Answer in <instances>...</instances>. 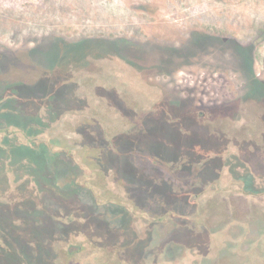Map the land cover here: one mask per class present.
Segmentation results:
<instances>
[{"label": "rangeland", "instance_id": "obj_1", "mask_svg": "<svg viewBox=\"0 0 264 264\" xmlns=\"http://www.w3.org/2000/svg\"><path fill=\"white\" fill-rule=\"evenodd\" d=\"M143 1L0 0V199L24 205L26 214L32 210L30 226L34 219L44 220L45 211L56 209L52 239L59 249L72 241L70 264H83L84 252L78 248L82 240L89 231L104 235L106 221L119 218L113 210L129 194L137 204L176 205L167 218L176 224L187 221L191 231L199 232V220L216 223L218 230L229 222L234 239L246 220L261 232L264 228V194H229V210L217 194L227 187L229 193L244 191L248 175L241 156L264 161V48L254 53L251 69L260 84H251L236 60L229 61L233 68L229 65L226 73L232 83L181 82L180 74L171 78L146 66L130 67L128 60L136 65V58L146 59L132 49L150 41L148 16L139 7L165 4ZM175 2L170 1V13L194 11L192 0ZM202 7L243 18L264 17V0H218ZM257 26L264 27V20ZM51 33L75 43L65 47ZM92 40L121 46L105 44L98 51L91 43L76 44ZM17 59L25 64L11 66ZM247 95L249 116L230 113ZM214 122L229 125V135L211 136L203 125ZM225 158L229 171L231 165L236 171L235 180L230 174L227 178ZM167 172L179 181L170 180L169 187L150 185ZM188 177L199 179L201 189L187 184ZM181 183L193 189L176 194ZM253 187L264 191V180L256 179ZM34 210H41L42 219ZM182 230L178 224L169 227L175 245L189 240ZM223 232L218 234V253L226 247L219 244ZM261 240L249 244V253L258 259L254 264H264V234ZM57 262L66 264L64 258Z\"/></svg>", "mask_w": 264, "mask_h": 264}, {"label": "flooded vegetation", "instance_id": "obj_2", "mask_svg": "<svg viewBox=\"0 0 264 264\" xmlns=\"http://www.w3.org/2000/svg\"><path fill=\"white\" fill-rule=\"evenodd\" d=\"M170 1L173 2L174 0H165V4L168 5L160 2H148L149 10L147 6L139 7L141 13L148 16L147 28L150 41H146L141 45L138 44V47L132 49L135 50L134 52L142 51L140 55L142 58L145 57V60L132 59L136 62L135 65L131 60L125 58L128 60L130 67L146 66L153 69L154 73L167 74L166 76L171 78H175L177 74H180L181 82L232 83L226 73L229 70V65L233 68L232 62L230 64L229 61L236 60L241 72L247 74L246 77L249 82L260 84L251 69L255 62L254 53L262 51V48H264V27H256L260 20H264V17L258 15L257 19L253 17L251 19L249 17L243 18L227 11L202 7L203 2L218 0H192L194 11L190 13L173 11V13H170L167 11L169 4H171ZM185 2L186 0H176L175 3L185 4ZM175 9L180 10L181 6L176 5ZM51 34L61 41L65 47L75 43L67 42L55 33ZM88 43H91L93 49L96 48L98 51L105 44L113 47L117 46L116 48L121 46L118 42L110 44L102 40L76 42L77 45ZM139 47L141 49H138ZM7 51L9 52V50ZM159 54L166 57L168 55L170 59H159ZM162 55L160 56L162 57ZM122 61L125 62L123 59ZM78 62H83V59ZM21 64L24 65L25 63L18 59L11 60V66ZM160 68L161 70H158ZM244 100L248 101L251 98L249 95L242 98V104L235 103V108L230 113L249 116V109L246 108ZM203 115L204 113L200 112V116ZM244 122L246 121L244 120ZM204 126L210 129L208 132L213 137H218L221 134L229 135V125L214 122ZM234 132H236L235 128ZM215 143L218 144V141L216 140ZM241 157L242 159L239 157L234 158L242 160V169L248 175V178L243 179L244 191H238L237 194L231 190V193H229V187L217 191V194L223 196L226 200L227 208L229 207V194L231 196L243 194L259 196L264 194V191L255 190L253 187L256 179L264 180V161L260 160L259 156ZM223 161L222 164L227 170L228 177H226L229 179L230 174L231 178L235 180L233 174L236 171H233L235 169L232 165L229 171V159L225 158ZM176 163L184 164L183 161L180 163L178 161L173 162V164ZM187 168L190 169V165H187ZM181 171L182 169H179L178 173ZM174 174L163 173L162 177L153 178V183L150 185L163 183L169 187L168 184L171 185L170 180L179 181V179L172 177ZM214 174L219 176L220 173L214 172ZM142 179L144 180L145 177ZM180 180L185 182L184 179ZM187 181H189L187 184H190V186L194 185V189H201L199 179L188 177ZM195 181L196 185L193 184ZM181 185L182 190H178L176 194H185L188 190L193 189L192 187L185 188V183H181ZM3 191L4 189L0 188V196H2ZM126 196L127 199L123 200L126 203L120 204L119 209L113 210L117 212L114 214L118 215L119 218L106 221V228L102 230V234L105 236L101 234L94 235L89 231V234L82 240V246L78 248L84 252L83 264H235L236 261V264H254L258 261L253 253H249L252 248L249 244L259 245L262 243L261 237L264 234V228L261 232L249 220H246V223H242L240 226L238 225L239 229L242 228V231L234 239L233 234L229 231V222L223 224L222 228L218 230L216 223L201 222L199 220L201 227L197 232L191 231L190 227L187 228V221L179 219L177 224L183 229V232L188 233L187 238L189 240L186 245H175L170 239L169 227L177 224L167 217L171 213H175L176 205H163L156 208L135 203L131 194ZM196 207L199 210V206ZM21 208H24V205H10L3 203L0 199V264H58L57 261L61 258H64L66 264H70L74 250L72 241L65 242V247L59 249L60 243L52 239L56 227L57 210L45 211L44 220L42 219L41 210H34L36 211L34 216L40 217L42 221L34 219L35 222L33 221L32 226H30L28 219L32 218L30 213L33 211L31 210L29 214H26L25 210ZM113 211L110 210L111 214ZM49 217L52 222L45 225V220ZM70 222L67 220V224H70ZM230 226L234 227L232 224ZM29 227H33V229L29 230ZM243 227L247 228L246 233ZM219 232H223V235H220L221 238L225 237V239L220 238L219 244L226 245L220 253L217 249ZM92 236H97L98 240L92 241ZM244 239L249 243H246ZM254 249H258V247L255 246ZM239 253H242L243 256Z\"/></svg>", "mask_w": 264, "mask_h": 264}]
</instances>
